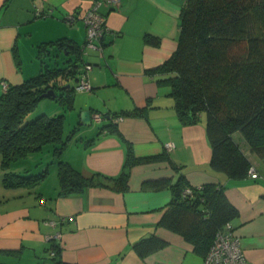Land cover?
<instances>
[{
    "label": "crops",
    "instance_id": "0c3cea01",
    "mask_svg": "<svg viewBox=\"0 0 264 264\" xmlns=\"http://www.w3.org/2000/svg\"><path fill=\"white\" fill-rule=\"evenodd\" d=\"M98 1L0 0V83L19 85L36 76L40 44L65 38L70 45H84L81 17ZM185 2L119 0L98 7L108 31L100 47L82 52V62L91 67V89L74 90L67 134L77 130L61 156L85 178L119 176L126 143L137 158L164 153L173 165L156 161L132 167L123 192L103 180L105 186L67 197L58 196V186L45 191L46 180L37 190H9L0 198V264H201L180 236L157 227L171 191L144 186L163 179L175 183L180 176L192 187L212 183L225 188L238 211L232 225L247 261L264 263V162L246 147L253 175L232 180L213 171L204 115L195 124H181L165 77L147 74L175 51ZM82 110L90 111V126L77 127ZM93 113L107 117L96 124ZM108 125L118 134L101 131ZM167 144L173 148L167 150ZM151 237L167 245L140 259L133 246ZM55 245L59 251L53 256Z\"/></svg>",
    "mask_w": 264,
    "mask_h": 264
},
{
    "label": "trees",
    "instance_id": "16d2710c",
    "mask_svg": "<svg viewBox=\"0 0 264 264\" xmlns=\"http://www.w3.org/2000/svg\"><path fill=\"white\" fill-rule=\"evenodd\" d=\"M80 48L70 45L65 38L40 44L39 73L19 85L5 82L7 89L1 90L0 95V168L5 189H33L45 180L46 170L21 175L17 167L28 155L41 152L45 146L51 147L56 161L58 196L62 197L89 187L105 186L102 180L110 183L113 190L123 192L128 189L132 167L156 161L173 165L164 153L137 158L128 143L116 178L98 174L85 178L61 159L77 128L65 134L64 115L30 116L43 99L41 96L50 89L55 91L54 100L64 110L72 109L76 83L72 87L70 81L77 82L87 65L82 62ZM51 50L55 55L67 56L62 66L57 62L47 64L45 59L51 56ZM147 74L165 77L162 82L169 86L181 124H195L204 115L205 136L211 149L209 166L213 171L232 180L247 178L253 168L245 155L246 147L264 162V0H186L175 51ZM100 115L102 120L98 123L107 117ZM106 128L117 133L112 125L101 131H107ZM146 185L171 191V200L157 227L180 236L202 260L218 232L227 224L234 229L232 221L238 217V211L225 197L224 187L212 183L192 187L183 176L175 183L163 179L145 182ZM186 189L188 194L184 193ZM166 245L165 241L151 237L133 248L144 259ZM55 246L53 256L59 251Z\"/></svg>",
    "mask_w": 264,
    "mask_h": 264
},
{
    "label": "built area",
    "instance_id": "2783aa9c",
    "mask_svg": "<svg viewBox=\"0 0 264 264\" xmlns=\"http://www.w3.org/2000/svg\"><path fill=\"white\" fill-rule=\"evenodd\" d=\"M118 1L119 0L98 1L89 10H86L83 13L81 19L85 26L86 37L84 45L80 48L81 53L84 51V49H96L100 47V42L108 31L105 17L98 13V7L101 4L114 6L118 4ZM73 20V15L68 16L67 21L69 23H71ZM90 68L91 67L89 65H85L83 68L84 70L79 75L74 87L75 91H90L91 88L88 83V72ZM0 87L2 91H6L7 84L5 82H1ZM92 120L95 122H100L102 120V116L98 113H94L92 114ZM172 148V145L167 144V150H171ZM253 174L254 170L250 169L248 176ZM184 193L188 194L189 190L186 189ZM201 264H249L241 248L239 238L230 224H227L223 230L216 234L213 243Z\"/></svg>",
    "mask_w": 264,
    "mask_h": 264
},
{
    "label": "rangeland",
    "instance_id": "374dc122",
    "mask_svg": "<svg viewBox=\"0 0 264 264\" xmlns=\"http://www.w3.org/2000/svg\"><path fill=\"white\" fill-rule=\"evenodd\" d=\"M83 46V45H82ZM81 46V47H82ZM53 52V56L47 60V64L53 65L55 62H57L60 66H62V61L63 59H66L67 56H64L62 54H57ZM68 57H73L72 55ZM70 84L73 85L74 81L71 80ZM1 95V94H0ZM78 97V95H76ZM68 111L69 110H64L63 106H60V104L54 100V99H42L39 104L36 106L35 110L31 113V118H36L42 114H45L49 117L56 116V115H64L65 116V130L64 133L67 134L68 131V126H69V120H68ZM99 124V123H96ZM17 167L20 170V174L22 175H30L31 173L33 174H38L43 172L44 170L47 171V176L45 178V191L53 187L58 186V178H57V165L56 161L53 158L51 147L50 146H45L41 152H37L34 154H30L27 156L26 160L18 164ZM27 170V172H26ZM3 173L0 168V198L2 199L3 196H5L4 193H7L10 189H5L2 184ZM37 187H34L33 190H37ZM14 190H10L9 192H13ZM197 260H199L197 258Z\"/></svg>",
    "mask_w": 264,
    "mask_h": 264
},
{
    "label": "water",
    "instance_id": "95a60500",
    "mask_svg": "<svg viewBox=\"0 0 264 264\" xmlns=\"http://www.w3.org/2000/svg\"><path fill=\"white\" fill-rule=\"evenodd\" d=\"M65 54V51H64ZM66 88L68 85L65 86ZM43 99H55L56 93L54 90L50 89L45 94L41 96ZM91 118H90V111L89 110H82L79 112V122L77 127L81 126H90Z\"/></svg>",
    "mask_w": 264,
    "mask_h": 264
}]
</instances>
